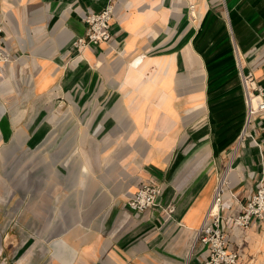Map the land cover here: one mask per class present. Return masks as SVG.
I'll list each match as a JSON object with an SVG mask.
<instances>
[{"label": "crops", "instance_id": "crops-1", "mask_svg": "<svg viewBox=\"0 0 264 264\" xmlns=\"http://www.w3.org/2000/svg\"><path fill=\"white\" fill-rule=\"evenodd\" d=\"M105 1L0 0V264H199L231 163V247L264 264V224L233 223L264 164L237 64L264 84V0H117L110 41L77 51ZM143 183L162 192L137 213Z\"/></svg>", "mask_w": 264, "mask_h": 264}, {"label": "built area", "instance_id": "built-area-1", "mask_svg": "<svg viewBox=\"0 0 264 264\" xmlns=\"http://www.w3.org/2000/svg\"><path fill=\"white\" fill-rule=\"evenodd\" d=\"M116 1L106 0L100 10L89 12L84 16L83 20L87 24V31L84 35L74 39L73 46L77 51L87 45H99L110 41L112 37L110 28L115 18ZM189 10L192 18H196L194 3H190ZM3 44V30L0 26V75H2L4 66L13 59L11 54L4 50ZM237 64L247 109L246 125L240 139L244 140L250 124L260 113H264V84L256 79L252 70L245 71L239 56ZM229 184L230 181L226 173H223L203 222L197 230L193 247L200 243L208 249L207 257L199 264H238L242 258L239 246L237 249L231 247L225 226V221L229 218L226 202ZM161 192L160 185L143 183L127 200L126 207L137 213L144 212L158 204ZM232 197L234 196L232 195ZM240 206V211L233 217L234 225L248 229L254 226L257 221L264 224V164H262L261 173L256 179L252 193Z\"/></svg>", "mask_w": 264, "mask_h": 264}, {"label": "bare ground", "instance_id": "bare-ground-1", "mask_svg": "<svg viewBox=\"0 0 264 264\" xmlns=\"http://www.w3.org/2000/svg\"><path fill=\"white\" fill-rule=\"evenodd\" d=\"M233 170V165H232V163L229 165V167H228V171H227V178H228V175L230 174V172ZM211 202V201H210ZM209 202V203H210Z\"/></svg>", "mask_w": 264, "mask_h": 264}, {"label": "rangeland", "instance_id": "rangeland-1", "mask_svg": "<svg viewBox=\"0 0 264 264\" xmlns=\"http://www.w3.org/2000/svg\"><path fill=\"white\" fill-rule=\"evenodd\" d=\"M142 60L139 61V63H141Z\"/></svg>", "mask_w": 264, "mask_h": 264}]
</instances>
